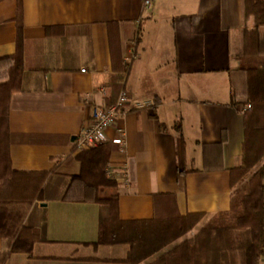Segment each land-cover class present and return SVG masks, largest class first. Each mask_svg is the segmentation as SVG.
I'll use <instances>...</instances> for the list:
<instances>
[{
    "label": "crops",
    "instance_id": "crops-1",
    "mask_svg": "<svg viewBox=\"0 0 264 264\" xmlns=\"http://www.w3.org/2000/svg\"><path fill=\"white\" fill-rule=\"evenodd\" d=\"M17 23L22 71L9 96L6 151L11 171L45 176L23 222L38 240L3 264H128L130 243L94 249L109 207L82 184L102 182L96 197L116 200L122 222L151 220L167 201L178 216L204 215L142 264L229 210L248 110L245 97L233 100L230 78L240 86L244 33L255 28L244 0H155L148 12L142 0H0V59L16 52ZM123 91L129 104L103 144L75 153L91 107L109 108ZM261 166L264 156L253 172Z\"/></svg>",
    "mask_w": 264,
    "mask_h": 264
},
{
    "label": "trees",
    "instance_id": "trees-1",
    "mask_svg": "<svg viewBox=\"0 0 264 264\" xmlns=\"http://www.w3.org/2000/svg\"><path fill=\"white\" fill-rule=\"evenodd\" d=\"M244 13L246 18H254L255 28L244 33V54L238 69L242 77L240 86L236 78H230L233 100L245 97L244 106H250L243 113L246 138L241 162L230 172L231 189L242 186L231 195L228 211L214 215L198 232L150 264H260L264 258V166L253 172L264 156V56L257 51V28L264 26V0H244ZM21 42V26L17 23L16 52L0 59V239L6 249L0 254V264L10 254H30L38 240L37 233L23 222L39 197L45 176L11 171L6 151L9 96L20 87ZM104 164L105 160L83 166ZM101 185L102 182L82 184L83 195L92 193L95 202L109 207V216L100 223L93 247L130 243L128 264H142L187 236L204 219L203 214L178 216L173 203L167 201L151 220L122 222L117 216L116 200L97 199Z\"/></svg>",
    "mask_w": 264,
    "mask_h": 264
},
{
    "label": "built area",
    "instance_id": "built-area-1",
    "mask_svg": "<svg viewBox=\"0 0 264 264\" xmlns=\"http://www.w3.org/2000/svg\"><path fill=\"white\" fill-rule=\"evenodd\" d=\"M155 0H142V10L148 12L152 9ZM129 104L128 95L125 91L121 92L116 103L104 108L101 106H92L87 122L82 126L79 133L73 140V150L75 153L93 151L103 144L105 141V131L114 126L117 117L125 112V107ZM246 105L244 110L249 109ZM117 137L113 143L122 148L125 143V133L121 128H116ZM110 173V168L108 174Z\"/></svg>",
    "mask_w": 264,
    "mask_h": 264
},
{
    "label": "rangeland",
    "instance_id": "rangeland-1",
    "mask_svg": "<svg viewBox=\"0 0 264 264\" xmlns=\"http://www.w3.org/2000/svg\"><path fill=\"white\" fill-rule=\"evenodd\" d=\"M261 34H262V37H263V36H264V35H263V34H264V27H261ZM3 73H4V72H2L1 75H2ZM254 168H255V167H254ZM247 179H248V177L246 178V180H247ZM241 186H242V184H239V185L235 186V188L232 190V195H233L234 193H236V191H238V190L241 188ZM236 205H237V204H236ZM236 205H235V206H236ZM212 217H213V216H212ZM212 217H210V218L206 221V223H207ZM206 223H205V224H206ZM205 224H204V225H205ZM202 226H203V225H202ZM200 228H201V227H200ZM192 231H193V230H192ZM198 231H199V230H198ZM198 231H197V232H198ZM195 233H196V232H195ZM195 233H194V234H195ZM194 234H193V235H194ZM260 264H264V258L261 260Z\"/></svg>",
    "mask_w": 264,
    "mask_h": 264
}]
</instances>
